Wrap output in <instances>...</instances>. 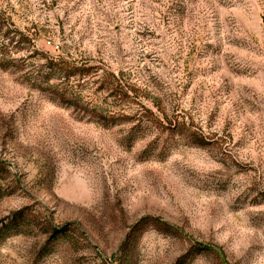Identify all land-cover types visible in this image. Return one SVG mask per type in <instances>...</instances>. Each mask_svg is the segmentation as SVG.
<instances>
[{"label":"rangeland","instance_id":"1","mask_svg":"<svg viewBox=\"0 0 264 264\" xmlns=\"http://www.w3.org/2000/svg\"><path fill=\"white\" fill-rule=\"evenodd\" d=\"M0 59V264H264V0H0Z\"/></svg>","mask_w":264,"mask_h":264},{"label":"trees","instance_id":"2","mask_svg":"<svg viewBox=\"0 0 264 264\" xmlns=\"http://www.w3.org/2000/svg\"><path fill=\"white\" fill-rule=\"evenodd\" d=\"M14 39L11 40V43L13 44ZM3 60V59H0ZM47 68L49 70V75L53 76V75H59L60 77H64V78H70V77H75L77 75H79L80 77L84 76H97L98 74V68H95L94 66H89V64L85 63V64H81L80 66L75 65V64H71L68 62V60L63 56L60 55L57 58H54L52 56H50L49 61L47 63ZM97 74V75H96ZM114 77V76H113ZM115 78V77H114ZM115 82H110L109 83V90L111 91L113 96L116 97H120V98H130L129 93L130 91H134V88L131 87H127V86H123L122 84L119 83V81L117 80V78H115ZM144 107V106H143ZM151 113V112H150ZM164 113V112H163ZM152 115V119H151V123L152 125L156 126L157 128H161V129H169L172 128L173 124V120L169 119L168 116L164 113L163 117L161 118V116H156L155 114L151 113ZM167 125V126H165ZM27 219V218H26ZM22 221V222H21ZM25 221V211H19L14 213L9 219L8 221L3 224L2 228L0 229V242L5 238V235H11L14 231H18L19 229H22V225ZM160 219H149V218H144L142 221H140V224H151L152 222L157 223L159 225V228H163L161 230L165 231H169L170 230V226H168L167 224L162 225V223L160 222ZM139 228V226H137V229ZM24 229V228H23ZM134 235V231L132 232V236ZM130 239L127 240V242L123 245L122 251H123V257L125 256L126 261L122 262V264H126L129 261V256H130ZM200 249H204V250H215L213 248L209 249V248H204L200 246Z\"/></svg>","mask_w":264,"mask_h":264}]
</instances>
